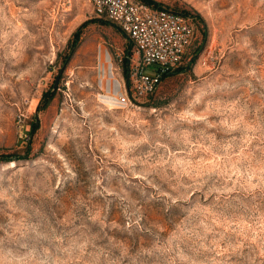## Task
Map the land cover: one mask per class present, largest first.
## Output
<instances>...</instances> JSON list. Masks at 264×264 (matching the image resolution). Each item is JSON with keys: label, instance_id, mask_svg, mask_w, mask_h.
<instances>
[{"label": "rangeland", "instance_id": "374dc122", "mask_svg": "<svg viewBox=\"0 0 264 264\" xmlns=\"http://www.w3.org/2000/svg\"><path fill=\"white\" fill-rule=\"evenodd\" d=\"M147 1L196 38L121 104L116 25L0 0V264H264V0Z\"/></svg>", "mask_w": 264, "mask_h": 264}, {"label": "built area", "instance_id": "2783aa9c", "mask_svg": "<svg viewBox=\"0 0 264 264\" xmlns=\"http://www.w3.org/2000/svg\"><path fill=\"white\" fill-rule=\"evenodd\" d=\"M75 1L62 0L67 7ZM84 1L116 25L132 45L126 57L128 76L121 104H134L153 95L183 61L196 38L189 18L167 8L141 0Z\"/></svg>", "mask_w": 264, "mask_h": 264}, {"label": "trees", "instance_id": "16d2710c", "mask_svg": "<svg viewBox=\"0 0 264 264\" xmlns=\"http://www.w3.org/2000/svg\"><path fill=\"white\" fill-rule=\"evenodd\" d=\"M147 4H150V5H152L153 4V2H151V1H145ZM126 60V62L128 63V60L127 59H125Z\"/></svg>", "mask_w": 264, "mask_h": 264}]
</instances>
